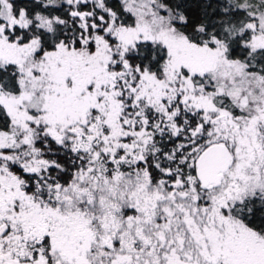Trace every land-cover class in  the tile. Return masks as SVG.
<instances>
[{"label": "snow or ice", "instance_id": "6c2138e0", "mask_svg": "<svg viewBox=\"0 0 264 264\" xmlns=\"http://www.w3.org/2000/svg\"><path fill=\"white\" fill-rule=\"evenodd\" d=\"M0 264H264V0H0Z\"/></svg>", "mask_w": 264, "mask_h": 264}]
</instances>
